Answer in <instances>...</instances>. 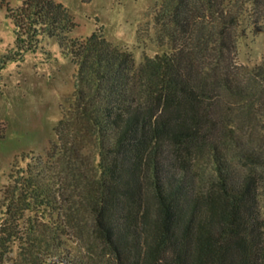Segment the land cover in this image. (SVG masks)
<instances>
[{"label": "trees", "instance_id": "1", "mask_svg": "<svg viewBox=\"0 0 264 264\" xmlns=\"http://www.w3.org/2000/svg\"><path fill=\"white\" fill-rule=\"evenodd\" d=\"M7 9L19 51L52 37L72 58L75 112L68 117L88 127L98 146L89 174L68 171L76 196L86 198L97 246L84 245V255L72 239L69 227L80 219L63 215L69 200L60 187L59 235L42 264L57 256L102 264L93 252L105 264H264V155L248 145L239 158L262 172L247 166L237 178L227 153L243 132L252 142V134L264 138V60H236L243 23L255 16V28L264 29V0H166L154 19L168 48L140 66L99 34L69 37L74 23L61 3L20 0ZM57 149L54 141L45 148V167ZM71 152L77 160L78 150ZM202 157L216 174L197 169ZM48 197L42 189L34 199Z\"/></svg>", "mask_w": 264, "mask_h": 264}, {"label": "rangeland", "instance_id": "2", "mask_svg": "<svg viewBox=\"0 0 264 264\" xmlns=\"http://www.w3.org/2000/svg\"><path fill=\"white\" fill-rule=\"evenodd\" d=\"M52 1L61 3L74 23L68 29L69 37L86 41L99 34L131 52L136 66L168 48V40L154 19L155 10L166 0ZM19 4L20 0H0V264H42L43 252L53 248L59 235L55 195L60 187L65 188L64 198L69 200L63 215L80 219L79 225L76 221L75 227H69L72 239L77 240L84 255H90L85 249L87 244L92 248L97 246L86 198L76 196L69 183L74 179L68 171L78 167L89 174L98 146L96 136L88 127L75 116L68 117L75 112L77 69L72 58L61 53L57 40L52 37L44 38L28 50L17 48L7 6ZM254 18L243 23L246 31L238 38V65L253 66L264 60V29L255 28ZM248 134L238 135L227 151L229 168L237 178L247 166L256 168L250 165V160L238 156L248 145H255L264 155V138L252 134V142ZM51 141L57 144V154L45 167L41 157ZM260 144L263 151L258 149ZM71 147L78 150L77 160L72 156ZM28 163L30 172H26ZM208 164V159L202 157L197 169L203 170L206 176L209 172L216 174L211 167L207 168ZM256 169L262 172L261 168ZM260 179L264 215V174ZM42 189L49 194L44 202L34 199ZM80 231L83 238L78 236ZM91 254L97 262L105 264V259L95 252ZM47 264L71 263L57 256Z\"/></svg>", "mask_w": 264, "mask_h": 264}]
</instances>
